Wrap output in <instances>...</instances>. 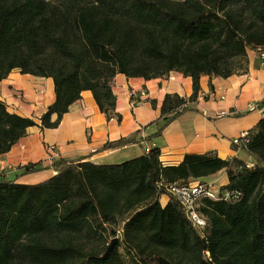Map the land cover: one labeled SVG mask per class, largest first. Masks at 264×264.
I'll return each mask as SVG.
<instances>
[{"label":"trees","instance_id":"obj_1","mask_svg":"<svg viewBox=\"0 0 264 264\" xmlns=\"http://www.w3.org/2000/svg\"><path fill=\"white\" fill-rule=\"evenodd\" d=\"M248 51L264 52V0H0V81L19 70L55 84L42 130L57 129L85 91L107 121L121 122L112 90L118 75L190 77L189 99L165 97L164 128L195 108L203 75L247 73ZM36 124L0 102V156ZM248 134L241 149L252 163L211 152L165 167L150 148L114 165L59 160L56 174L34 186L1 178L0 264H127L120 249L138 264H264V117ZM221 171L228 185L216 201H200L207 220L200 232L168 189ZM109 239L117 245L106 256Z\"/></svg>","mask_w":264,"mask_h":264},{"label":"crops","instance_id":"obj_2","mask_svg":"<svg viewBox=\"0 0 264 264\" xmlns=\"http://www.w3.org/2000/svg\"><path fill=\"white\" fill-rule=\"evenodd\" d=\"M259 51H248V71L228 79L202 76L201 91L194 109L185 112L163 128L161 110L167 95L189 99L193 81L179 73L152 80L128 79L118 75L112 90L116 97V119L107 121L90 91L74 103L57 129L42 130L41 117L56 101L52 79L23 75L12 71L0 81V102L10 114L31 119L36 124L10 151L0 156V179L34 186L52 178L53 164L59 160L73 163L89 162L96 165L121 164L143 156L150 148H158L165 167H176L187 155L214 152L222 160L238 158L254 162L243 149H235L232 142L243 132L253 130L264 117V59ZM132 94L140 100L132 108ZM257 104L258 110L249 112ZM225 117H219V114ZM57 116H53L55 121ZM128 145L109 148L122 140ZM49 147H55L56 156L49 160ZM41 164L36 172H26L27 165ZM215 190L228 185L224 171L201 179ZM164 195L162 207L169 202Z\"/></svg>","mask_w":264,"mask_h":264},{"label":"built area","instance_id":"obj_3","mask_svg":"<svg viewBox=\"0 0 264 264\" xmlns=\"http://www.w3.org/2000/svg\"><path fill=\"white\" fill-rule=\"evenodd\" d=\"M262 59H264V54H262ZM140 100H138L135 94L131 96V106L132 108L137 107L140 104ZM257 104H252L249 106V112H253L258 110ZM225 114H219V117H225ZM249 142V134L247 132H243L237 137L234 142H232V146L237 148H242L244 145H247ZM55 147H49V160L53 161L56 153ZM252 166V165H250ZM169 194L179 203L181 208L184 211L186 218L189 222L197 229L198 231L202 232L207 229V220L200 215L199 207L200 201L203 198H208L211 200L216 201L221 194L220 189L217 191L214 189V186L210 183L203 181H194L189 183L188 185H172L168 189ZM225 199L230 198L229 193H223Z\"/></svg>","mask_w":264,"mask_h":264},{"label":"rangeland","instance_id":"obj_4","mask_svg":"<svg viewBox=\"0 0 264 264\" xmlns=\"http://www.w3.org/2000/svg\"><path fill=\"white\" fill-rule=\"evenodd\" d=\"M217 191H218V189H217ZM122 224H123V222L120 221L119 226L118 227H115V230H118L119 233L121 231L120 230V226H122ZM108 241H109V244H108V246H109L113 242V239H111V240L109 239ZM120 252L124 255V258L127 259L126 260L127 264H138V261L135 260V259H133L131 256L127 255V253L123 249H120Z\"/></svg>","mask_w":264,"mask_h":264},{"label":"water","instance_id":"obj_5","mask_svg":"<svg viewBox=\"0 0 264 264\" xmlns=\"http://www.w3.org/2000/svg\"><path fill=\"white\" fill-rule=\"evenodd\" d=\"M117 245V239H114L111 246L109 247L106 256H108L109 254H111L113 252V250L115 249Z\"/></svg>","mask_w":264,"mask_h":264}]
</instances>
